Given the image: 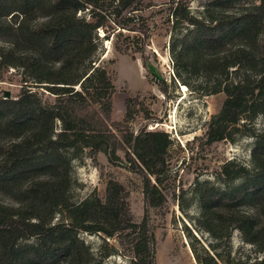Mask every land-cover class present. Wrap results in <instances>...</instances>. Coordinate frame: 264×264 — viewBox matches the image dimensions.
<instances>
[{"label": "trees", "instance_id": "trees-1", "mask_svg": "<svg viewBox=\"0 0 264 264\" xmlns=\"http://www.w3.org/2000/svg\"><path fill=\"white\" fill-rule=\"evenodd\" d=\"M168 2L171 33L184 27L181 36H170L176 77L188 63L211 82L209 93L225 95L208 121L205 143L232 139L240 120L246 126L264 116V0L239 13L205 6L202 17L190 12L187 1ZM153 6L144 0H0V75L13 67L24 77L14 97L0 96V193L11 200L0 199V264H102L112 254L127 257L129 264H155L151 212L166 201L160 185L172 139L163 129H147L155 118L137 96L126 99L121 121L111 120L115 86L97 56L99 29L117 39L123 30L133 32L124 36V48L117 42L114 47L128 53L130 42L139 39L143 53L150 29L140 11ZM86 9L88 19L80 13ZM233 37L236 46L201 54L203 46ZM159 89L166 93L164 81ZM137 104L146 121L130 130ZM248 133L255 137L252 167L229 170L233 163L226 162L220 168V174L242 182L228 190L204 183L197 191L203 228L217 240L238 229L261 253L245 264H264V129ZM84 151L94 160L102 153L109 162L123 153L127 168L143 183L139 221L128 190L114 178L106 180L103 197L70 201L72 160ZM240 203L246 211L237 210ZM56 214L61 218L55 220ZM80 232L102 235L105 246L94 254ZM106 239L116 240L117 247ZM198 262L219 264L209 254Z\"/></svg>", "mask_w": 264, "mask_h": 264}, {"label": "rangeland", "instance_id": "rangeland-1", "mask_svg": "<svg viewBox=\"0 0 264 264\" xmlns=\"http://www.w3.org/2000/svg\"><path fill=\"white\" fill-rule=\"evenodd\" d=\"M16 1V0H14ZM178 0H174L177 2ZM189 2L190 12L197 17L203 16V9L209 6L211 10L225 13H239L250 8L257 0H179L184 4ZM157 6L142 9L140 14L147 17L150 29L148 45L143 53L141 41L130 42L128 53L118 52L115 42L124 48L125 35L133 32L123 30L122 37L117 39L109 32L105 37L104 30L97 31L100 45L97 51L100 64L104 65L112 77L115 93L112 98L111 120L121 121L125 114L127 98L138 97V102L148 107L154 120L146 122L147 129H163L172 139V144L166 155V162L161 175V189L165 193L164 205L151 212L155 234V264H199L207 255L215 257L219 264H245L260 257L255 246L246 243L238 229H233L227 239H215L202 225L201 205L198 187L206 185L216 189H231L239 185L243 178L230 179L220 174L221 165L232 162L229 170L235 165L252 167L251 152L255 137L248 132L264 129V116L258 115L251 123L236 124L232 139H226L211 144L205 143L204 133L208 121L216 114L225 97L223 92L209 93L211 82L201 75L191 71L188 63H184L186 71L181 78L176 77L175 59L170 50L173 34L183 32L184 27L173 30L169 26L171 16L168 0H144ZM164 3V4H161ZM41 12H45L42 5ZM89 18V10L80 12ZM35 16L31 15L32 20ZM178 30V31H177ZM118 31V30H117ZM115 31V32H117ZM114 32V33H115ZM172 35V37H170ZM236 37L228 39L225 44L205 45L201 54L237 45ZM24 80L19 68L9 67L0 75V96L7 91L14 97ZM164 81L166 93L159 89V82ZM145 112L137 104L133 118L127 123L130 130H136L146 120ZM119 158L109 162L102 153L96 159L88 156L86 151L72 160V183L69 198L73 203L79 202L88 195L104 196L105 183L108 178L121 182L128 190V201L133 218L139 221L143 216L144 200L142 179L138 174L127 168L123 153ZM0 199L9 202V197L0 193ZM238 211H246L244 203L237 205ZM61 216L56 214L55 220ZM79 236L91 248L94 254L105 246V239L100 234L80 232ZM109 245L117 247L114 239H106ZM102 264H129L125 256L112 254L103 260Z\"/></svg>", "mask_w": 264, "mask_h": 264}, {"label": "water", "instance_id": "water-1", "mask_svg": "<svg viewBox=\"0 0 264 264\" xmlns=\"http://www.w3.org/2000/svg\"><path fill=\"white\" fill-rule=\"evenodd\" d=\"M8 96H9L8 92L5 91V92H4V98H7Z\"/></svg>", "mask_w": 264, "mask_h": 264}, {"label": "built area", "instance_id": "built-area-1", "mask_svg": "<svg viewBox=\"0 0 264 264\" xmlns=\"http://www.w3.org/2000/svg\"><path fill=\"white\" fill-rule=\"evenodd\" d=\"M99 30H101V29H99Z\"/></svg>", "mask_w": 264, "mask_h": 264}]
</instances>
